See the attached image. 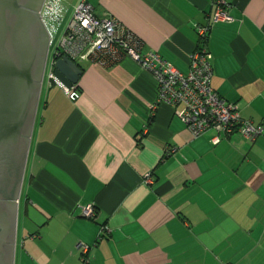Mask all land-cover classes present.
<instances>
[{"label": "crops", "instance_id": "1", "mask_svg": "<svg viewBox=\"0 0 264 264\" xmlns=\"http://www.w3.org/2000/svg\"><path fill=\"white\" fill-rule=\"evenodd\" d=\"M86 1L181 73L201 43L194 27L213 11L212 0ZM227 1L231 19L212 23L204 42L210 84L262 133L215 143L210 131L192 136L181 106L156 104L154 78L127 57L85 66L74 101L48 82L31 130L13 264H80L79 243L89 246L86 264H264V0ZM27 205L40 226L26 218ZM87 206L90 218L81 215Z\"/></svg>", "mask_w": 264, "mask_h": 264}, {"label": "built area", "instance_id": "2", "mask_svg": "<svg viewBox=\"0 0 264 264\" xmlns=\"http://www.w3.org/2000/svg\"><path fill=\"white\" fill-rule=\"evenodd\" d=\"M211 4L213 11L207 23L194 27L201 43L190 52L185 73L179 72L156 52L144 51L141 41L113 16H94L86 0H76L72 6V13L53 50L51 62L54 58L65 56L78 68L90 64L109 67L127 57L154 78L156 104L181 106L176 114L192 136L210 131V140L215 143L221 137L236 132L244 139L253 141L262 133V126L241 118L235 104L225 101L210 84L211 56L204 42L212 23L231 19L227 0H212ZM62 12V0H43L39 14L47 30L49 43L50 31L61 20ZM47 80L55 84L69 100L74 101L78 97L75 85L67 87L53 76L51 65ZM154 107L155 103L150 109ZM170 151L165 148L164 154ZM142 180L150 183V174H144ZM92 214L91 207L81 208L82 216L90 218ZM103 231L106 232V227L102 225L98 235ZM77 249L80 264H86L89 246L79 243Z\"/></svg>", "mask_w": 264, "mask_h": 264}, {"label": "water", "instance_id": "3", "mask_svg": "<svg viewBox=\"0 0 264 264\" xmlns=\"http://www.w3.org/2000/svg\"><path fill=\"white\" fill-rule=\"evenodd\" d=\"M42 3L0 0V264H12L22 176L49 45ZM50 65L61 84H76L81 69L65 56ZM25 214L36 226L44 220L30 205Z\"/></svg>", "mask_w": 264, "mask_h": 264}, {"label": "rangeland", "instance_id": "4", "mask_svg": "<svg viewBox=\"0 0 264 264\" xmlns=\"http://www.w3.org/2000/svg\"><path fill=\"white\" fill-rule=\"evenodd\" d=\"M68 1L69 0H62V5H63V12L61 14V20L59 21V23L57 25H55L51 31H50V43L48 45V51H47V56H46V63H45V68H44V72H43V76H42V79H41V84H40V92H44L45 91V88H46V85L48 83V72H49V66H50V62H51V55L53 53V50L57 44V41L60 39L61 35H62V32L64 30V28L66 27L67 25V22H68V19L72 13V10L73 8H70L69 9V5H68ZM38 105V103H37ZM37 109V108H36ZM27 158V156H26ZM27 162V159L25 160V166H24V171H23V176H22V182H21V185L23 183V181L25 182L26 180V177L27 175L25 174L26 173V163ZM20 192H21V189H20ZM19 197H20V194H19ZM20 203L18 202V214L20 213ZM16 216V221H15V228H14V240H13V248H12V264L14 262V253L17 251V248H16V245H17V242H16V238H17V234L20 230V215Z\"/></svg>", "mask_w": 264, "mask_h": 264}, {"label": "trees", "instance_id": "5", "mask_svg": "<svg viewBox=\"0 0 264 264\" xmlns=\"http://www.w3.org/2000/svg\"><path fill=\"white\" fill-rule=\"evenodd\" d=\"M81 69V71L83 70V68H80Z\"/></svg>", "mask_w": 264, "mask_h": 264}]
</instances>
